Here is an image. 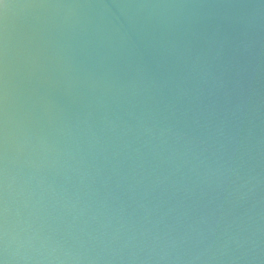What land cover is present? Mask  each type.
<instances>
[{
    "label": "water",
    "instance_id": "water-1",
    "mask_svg": "<svg viewBox=\"0 0 264 264\" xmlns=\"http://www.w3.org/2000/svg\"><path fill=\"white\" fill-rule=\"evenodd\" d=\"M0 264H264V0H0Z\"/></svg>",
    "mask_w": 264,
    "mask_h": 264
}]
</instances>
